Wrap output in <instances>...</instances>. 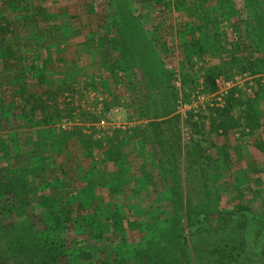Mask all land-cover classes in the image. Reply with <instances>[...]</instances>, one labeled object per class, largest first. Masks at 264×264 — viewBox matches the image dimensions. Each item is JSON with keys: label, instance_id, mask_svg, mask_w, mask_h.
<instances>
[{"label": "rangeland", "instance_id": "obj_1", "mask_svg": "<svg viewBox=\"0 0 264 264\" xmlns=\"http://www.w3.org/2000/svg\"><path fill=\"white\" fill-rule=\"evenodd\" d=\"M9 165L30 182V223L67 210L102 264L170 224L175 185L201 206L218 193L261 211L264 0H0ZM17 210L0 203L3 223ZM262 249L245 264H264Z\"/></svg>", "mask_w": 264, "mask_h": 264}, {"label": "trees", "instance_id": "obj_2", "mask_svg": "<svg viewBox=\"0 0 264 264\" xmlns=\"http://www.w3.org/2000/svg\"><path fill=\"white\" fill-rule=\"evenodd\" d=\"M209 78L213 80L214 75L210 74ZM8 168L9 171L0 170V203L3 211L9 213L12 208H20L17 211L23 216L9 223H3L0 218V264H9L11 257L13 264H102L103 258L72 238L76 234L75 226L82 221L73 219L67 210H51L49 216L42 217L44 220L39 216L40 226L30 223L32 216L27 210L30 182L21 179L19 169H12L11 165ZM12 170L13 177H8L12 176ZM241 183L238 182L240 191ZM256 183L254 190L262 194L261 211L237 201L222 207L218 193L205 197L213 208L201 206V199L193 201V197L184 196L180 186L175 185V195L171 197L175 206L167 219L170 224L155 231L147 245L135 249L132 260L126 259V264H245L257 258L254 251L259 245H263L260 254L264 255V180L258 179ZM242 184L248 185L244 181ZM249 188L253 190L252 186ZM3 194L8 195L9 202L4 203ZM69 238L72 241L68 242Z\"/></svg>", "mask_w": 264, "mask_h": 264}, {"label": "built area", "instance_id": "obj_3", "mask_svg": "<svg viewBox=\"0 0 264 264\" xmlns=\"http://www.w3.org/2000/svg\"><path fill=\"white\" fill-rule=\"evenodd\" d=\"M119 108L116 107L113 110L108 111V116H110L114 111H117ZM102 126H104V123L102 122Z\"/></svg>", "mask_w": 264, "mask_h": 264}, {"label": "crops", "instance_id": "obj_4", "mask_svg": "<svg viewBox=\"0 0 264 264\" xmlns=\"http://www.w3.org/2000/svg\"><path fill=\"white\" fill-rule=\"evenodd\" d=\"M146 145H148V144L146 143ZM148 146H150V145H148Z\"/></svg>", "mask_w": 264, "mask_h": 264}]
</instances>
